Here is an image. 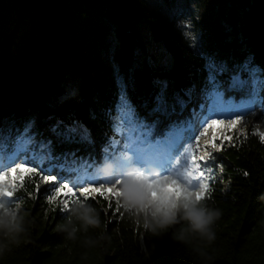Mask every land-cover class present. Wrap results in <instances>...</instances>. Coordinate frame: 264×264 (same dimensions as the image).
I'll list each match as a JSON object with an SVG mask.
<instances>
[{"label": "trees", "instance_id": "obj_1", "mask_svg": "<svg viewBox=\"0 0 264 264\" xmlns=\"http://www.w3.org/2000/svg\"><path fill=\"white\" fill-rule=\"evenodd\" d=\"M153 1L0 0L3 156L29 142L17 163L28 160V167L56 175L57 182L75 185L78 192L80 186L98 187L93 183L102 179L97 165L103 159L118 162L126 151L122 101L135 119L152 125L156 137L181 136L184 151L202 130L214 92L225 91L224 97L236 103L254 99L251 80H264V0H195L197 48L172 21L150 9ZM13 15H26L31 22L19 40L9 25ZM149 19L159 28L171 68L140 66L138 25ZM73 77L80 82L78 100L64 84ZM235 79L243 86H234ZM259 95L253 107L264 114ZM65 109V116L59 115ZM254 121L233 137L235 146L225 142L207 161L214 175L202 203L221 212L211 244L195 237L187 243L175 239L182 224L146 232L118 205L119 198L98 194L86 200L77 195L69 210L77 201L86 202L99 213L101 227L68 240L57 227L68 218L58 202L63 197L49 204L55 186L25 174L10 204L21 205L26 232L18 246L0 255V264H264V144L253 135ZM114 139L120 140L115 151ZM39 154L43 158L36 161ZM13 162L4 159V170ZM85 238L95 243L85 245Z\"/></svg>", "mask_w": 264, "mask_h": 264}, {"label": "snow or ice", "instance_id": "obj_2", "mask_svg": "<svg viewBox=\"0 0 264 264\" xmlns=\"http://www.w3.org/2000/svg\"><path fill=\"white\" fill-rule=\"evenodd\" d=\"M234 86H243V82L238 79L233 81ZM260 92H264V80L257 81L253 87L252 95L254 99L248 102H241L237 105L232 100L226 99L223 94L217 92L211 98V106L208 108V115L200 122V130L198 134H194L189 138V147L187 154L180 159L174 158V153H178L184 147L182 137L177 135L165 134L162 137H156L152 125L135 120L127 105L122 101L121 108L123 115L120 119L124 125L132 128V135L127 136L122 134V139H127L126 151L120 157L118 163L121 167H135L138 171L150 173L153 169H160L161 174L159 179L152 181L149 185L154 189L152 195L154 197L165 194L180 198L185 195H193L197 200H202L206 193L209 192L208 180L213 178L212 168L208 165L207 161L212 159L213 152L223 150L224 143L227 142L231 146H235L233 137L228 135L227 132L242 123V117L250 114L253 110V105L257 103L255 99ZM259 104L264 106V95H259ZM238 106H243V110H238ZM215 117L226 116V119H214ZM235 117V118H233ZM135 124V128H133ZM219 125L221 132L219 135L216 132V126ZM213 130V135L210 140L205 139L204 144L201 145L200 141L206 137L209 130ZM71 135L72 130L69 129ZM82 134L87 135L84 129H80ZM264 144V132H254ZM220 140L217 144L216 141ZM120 143L119 139H114L112 148L115 151ZM7 149L0 146V201H7L8 203H15L14 192L18 186L24 185L25 174L29 177H39L45 184H53L55 186L54 193L47 197L48 203L52 204L58 201L63 210L69 209V202L74 200L77 195L82 199H87L93 194H98L105 200L110 197H120V180H115L110 186H105L100 183L98 187L80 186L78 192L74 190L77 186H69V183L57 182L56 175H43L38 172L35 167H28L27 163L30 161L16 163L15 166H9L6 170L3 167V160L15 161L21 153H25L26 149L22 146L15 148L12 155L3 156ZM128 152L133 155H128ZM203 153V154H200ZM183 167V171L179 172L178 169ZM171 172H176L177 176L174 177ZM222 171V169H221ZM17 173V176H12ZM197 189V190H193ZM119 200H117L118 203Z\"/></svg>", "mask_w": 264, "mask_h": 264}, {"label": "clouds", "instance_id": "obj_3", "mask_svg": "<svg viewBox=\"0 0 264 264\" xmlns=\"http://www.w3.org/2000/svg\"><path fill=\"white\" fill-rule=\"evenodd\" d=\"M96 173L105 180L121 181L118 205L144 231L157 234L182 224L175 236L180 242L187 243L193 237L208 244L215 240L213 226L221 216L220 210L208 208L193 195L177 198L160 194L154 197V189L149 185L159 179V172L155 169L146 173L135 167H121L115 160L103 159L97 165ZM66 211V222L57 227L68 240H76L78 232L87 233L90 228L101 227L99 213L86 202L77 201ZM25 232L21 205L0 201V255L10 251L12 246H18ZM84 243L92 245L95 241L85 238Z\"/></svg>", "mask_w": 264, "mask_h": 264}, {"label": "rangeland", "instance_id": "obj_4", "mask_svg": "<svg viewBox=\"0 0 264 264\" xmlns=\"http://www.w3.org/2000/svg\"><path fill=\"white\" fill-rule=\"evenodd\" d=\"M149 7L155 13L162 14L163 16H165V19L168 18L170 21H172L171 23H173L175 25V27H178L179 32L181 33L182 37L186 40L188 45L191 46L192 48L193 47L197 48V46L200 42V40H199L200 33L196 29V25H195L196 20H197L198 15H199V11H200L198 1H195V0H172L170 2H163L162 0H154L153 2L149 3ZM11 18L12 19H11V22L9 24L11 31L14 33L15 37L18 38V40H19L26 32H28L30 30L31 22H30L29 18L26 17V15H24L23 19H16L17 17L14 15L11 16ZM149 20L152 21L153 19H149ZM149 20H144L138 25V32H139V36H140V45L138 47L137 54H138V60H139L140 66H143L147 62L148 64L158 66L159 68L168 67L170 65L171 55H169L167 50L162 46V41H156L157 39L155 40L154 35L152 33V30H151V24H150ZM169 67L171 68V65ZM219 72H221V71H219ZM256 76H258V75H256ZM251 82H252V84H254L257 82V80H255V81L251 80ZM64 84L67 88L69 87L68 92H69V95L73 97V100H78L79 94L81 93V89H79V86H80L79 80L77 78L73 77V78L67 80ZM245 86L247 88V85H245ZM257 90L259 91L258 88H257ZM217 92L223 94V96L225 94V91H216V92H214V95ZM249 100H251V99H244V100L240 101L239 103L238 102L236 103L235 101H233V102L236 103L237 105H239V104H241V102L246 103ZM210 106H211V104H210ZM164 107H165V104H164V101H162L160 103V110L165 109ZM238 110H243V106H238ZM258 110L259 109H257V108L254 109V107H253V110L251 111L250 114H247V115L242 117V123L240 125H237L235 128L231 129L230 131H228L227 134L232 136V137H235V136L237 137V134L238 135L243 134L246 131L249 124H252L254 120H255L254 122H255L256 131L264 132V130H261V129H264V114L259 112ZM66 111L67 110L63 111L64 113L62 112V114H65ZM130 113H131L132 117L134 118V115L132 114L131 111H130ZM214 118L215 119H226L227 117L221 116V117H214ZM135 120L139 121V119H137V118ZM139 122H141V124L146 123L144 121H139ZM132 127L135 128V124H133ZM191 130H193V128ZM221 131L222 130H221L220 126L217 125L216 126L217 134L219 135V133ZM198 132H197V134H198ZM125 135H127V136L132 135V128H129L127 125H126ZM173 135H176V133H174ZM212 135H213V130L210 129L207 136L202 138L201 145L204 144L205 139L210 140ZM126 142L128 143L127 139H126ZM127 143H126V145H127ZM28 144H29V142L21 143L18 145V147L22 146L23 148H26ZM43 147H45V146L40 147V149H43ZM187 149H185L183 151V148H181L178 153H174V158L180 159L182 156L186 155ZM181 153H182V156H181ZM200 154H203V153H200ZM128 155L131 156V155H133V153L128 152ZM42 158H43V155L39 154L38 156H36L35 160L39 161ZM18 161H19V159L14 161L10 166H15V164ZM81 169H82V174L86 175L85 168L81 167ZM155 170L159 172V175L161 174L160 169H155ZM178 171L182 172L183 167H180L178 169ZM167 174H171L174 177L177 176L176 172L174 174H172L171 171H169V173H167ZM17 175H18L17 173L12 174V176H17ZM69 176H72V173H70ZM89 177L91 179L95 178L96 173L93 172V173L89 174ZM113 182H114V180L109 181V180L101 179V183H103V184L107 183L109 186ZM93 183L100 185V183H95V182H93ZM118 187H120V186H118ZM16 189H18V187Z\"/></svg>", "mask_w": 264, "mask_h": 264}, {"label": "water", "instance_id": "obj_5", "mask_svg": "<svg viewBox=\"0 0 264 264\" xmlns=\"http://www.w3.org/2000/svg\"><path fill=\"white\" fill-rule=\"evenodd\" d=\"M150 24H151V30H152V33H153V35H154L155 40L157 39L156 41H161V40H162V35H161L160 31H159L158 26H157L154 22H152V21H150ZM157 37H158V38H157ZM170 65H172V59L170 60ZM69 108H70V107H69ZM69 108H68V109H69ZM68 109H65V110L68 111ZM65 110H62V111L59 113V115H61V116H65V114L67 113V111H66L65 114H62V112L65 111ZM63 113H64V112H63Z\"/></svg>", "mask_w": 264, "mask_h": 264}, {"label": "bare ground", "instance_id": "obj_6", "mask_svg": "<svg viewBox=\"0 0 264 264\" xmlns=\"http://www.w3.org/2000/svg\"><path fill=\"white\" fill-rule=\"evenodd\" d=\"M117 69V68H116ZM179 110V109H178ZM170 112V111H169ZM6 118V117H5ZM150 118V117H149ZM1 122V121H0ZM3 125V124H2ZM6 127V126H5ZM255 127V126H254ZM256 128V127H255ZM248 130V129H247ZM261 130H264V129H261ZM252 131H254V129L252 130ZM244 134V133H243ZM247 134V133H246ZM238 135V134H237ZM41 140V139H40ZM40 144V143H39ZM44 145H45V143H44ZM94 154V153H93ZM105 154V153H104ZM103 155V154H102ZM97 156V155H96Z\"/></svg>", "mask_w": 264, "mask_h": 264}]
</instances>
